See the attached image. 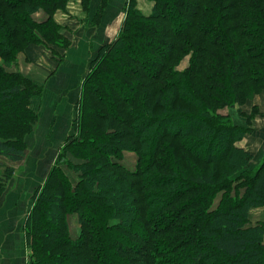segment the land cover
<instances>
[{
	"label": "trees",
	"instance_id": "16d2710c",
	"mask_svg": "<svg viewBox=\"0 0 264 264\" xmlns=\"http://www.w3.org/2000/svg\"><path fill=\"white\" fill-rule=\"evenodd\" d=\"M153 1L154 11L149 15L132 5L125 31L98 57L101 61L88 76L82 95L99 113L102 109L96 100L103 98L98 96H103L99 85L108 79L110 69L118 71L111 78L117 90H105L115 101L109 110L134 121L137 133L127 148L140 155L136 171L123 170L128 179L120 185L127 188L123 193L130 201L121 200L113 206L121 222L110 225L102 217L105 244L92 258L90 246L96 234L89 230H96L97 224L91 219V210L99 204L112 209L103 200L113 175L108 169L124 166L109 152L110 142L102 145L95 138L84 142L78 137L84 149L74 152L87 154L89 160L82 168L89 174L100 168L106 171L102 181L91 175L89 184L88 178L82 180V192L75 186L66 190L64 183L69 178L63 171L56 176L58 183L46 185L48 192L38 200L35 218L29 224L35 236H39L38 230L49 231L40 243L38 259L30 264H264V223L249 225L251 210L264 206V158L259 167H248L253 155L235 145L247 126L231 112L218 113L222 107L234 109L245 104L264 90V0ZM66 2L0 0V56L9 60L6 53L18 54L28 41L25 34L37 36L42 27L50 31L49 36L41 32L45 39L58 34L53 15ZM40 10L50 15L49 20L36 24L32 16ZM187 54H192L190 66L177 70L175 64ZM114 61L119 63L113 65ZM26 90L17 76L6 74L0 65V106ZM94 95L97 98L93 99ZM21 111L14 123V136L6 137L0 130V156L11 161L26 155L23 131L28 123L24 118L35 113L29 107ZM235 112L244 115L240 109ZM106 116L100 123L92 122L103 132L112 124ZM161 128L167 132L160 134ZM104 134L110 139L118 137L116 131ZM102 148L104 159L95 155V150ZM213 163L216 165L210 167ZM14 172L7 167L4 178L11 179ZM241 178H245L243 187L231 193V184ZM116 187L111 183L110 189ZM223 190V200L212 209L214 196ZM48 197L57 206L70 197L66 209L77 211L83 225L79 238L72 237L65 211L51 208L52 226L41 222L40 212ZM54 222L61 229L55 230ZM136 232L139 240L132 238ZM61 246L66 252L73 250L64 259L60 252L53 255Z\"/></svg>",
	"mask_w": 264,
	"mask_h": 264
},
{
	"label": "rangeland",
	"instance_id": "374dc122",
	"mask_svg": "<svg viewBox=\"0 0 264 264\" xmlns=\"http://www.w3.org/2000/svg\"><path fill=\"white\" fill-rule=\"evenodd\" d=\"M91 1L92 4L94 1V5L88 0H67L65 6L57 9L53 15V19L57 26L56 32H58V34H51L49 39H45L42 35L43 33L41 34L42 31L46 32L47 36L50 35L48 33L50 31L45 27H42L43 29L40 27L41 32L37 30V27L32 30L33 32L37 30V36L31 37L25 34L26 37H28V41L21 47L18 54L15 52L6 53L7 58L11 61V65L9 60L0 56V65L4 72L17 76L27 89L22 96H18L13 102L5 106H0L1 133L6 134V137L14 136V128H16L14 123L19 116H22V114H19L22 112V108L29 107L35 112L34 115H29V118H24V121L26 120L28 123L26 131H23L25 135L23 136V140L26 142V155L24 158L20 161H11L7 157L0 156V215H8V213L11 214L13 211L16 213L19 212V217H16L17 222L8 223V219L5 218V216L3 222H0L1 260L4 256L11 258V255L14 259H17V261L25 259V264H30L32 260L38 259L39 255L37 251L42 247H40V243L43 244L42 239L46 240L45 238L47 237L49 229L46 231L38 230L39 236H35L36 234L31 231V224H29V221L30 219L33 221L35 218L34 212L36 208L38 209V200L41 198L44 199L45 194L48 192V189L45 188L46 185L48 183L52 185L54 182L58 183L56 178V176H58L57 174L63 171V173H66L68 176L70 182L68 181V184L64 183V185L66 184L68 186L66 188L67 191L71 186H75L78 192H82L84 188L82 185H84V183L81 185V181L86 178L89 179L91 176H95L102 181V176H104L103 172H105L106 169L103 170V168H100L97 172H91V174H89L85 168H82V164L89 160L87 154H85V156H80L75 153L79 151L82 152L84 149L80 146L82 144L78 143L80 140L78 137H81L84 142L95 138L99 144L102 145H107L110 142L111 145H108L109 152H113L111 154L114 156V159L124 166V169H108L106 167L113 174L109 177L113 181L110 180L107 184V188L105 189L107 194L103 200L108 202L107 208L112 206V209L110 208L111 210H108L106 207L104 208L99 204V209L97 207L91 210V219L97 224L95 225L97 227L96 230L95 228H90L89 230L96 234L93 236V240H91L90 253L92 258L94 251L99 249L102 244H105V234L104 231H102L103 228L101 229V227L104 226L102 217H104L107 224L114 225L120 223L121 220L113 211V206H115L116 202L121 200L125 203L130 201L123 193L127 188H122L121 185L123 181L128 179L124 171L127 173L136 171L140 163L139 153L131 148H127L133 145L131 139H134V133H137V131H134L135 127L132 125L134 121L127 119V116L121 117L116 110L113 112L109 110L114 106L115 101H111L109 94L106 95L105 91L106 89H108V91L109 89L117 90L116 84L112 83L111 78L116 77L118 71L114 70L115 73L110 69L109 71L112 72V74H109V72L107 74L108 79L103 81L104 83H102V85H99V89H101L103 94V96L98 95L99 98L100 96L103 97L102 100L99 99L101 101L96 100V103L100 109H102L99 112L100 115L97 113V106L94 105V108L92 107L93 104L84 102L82 95L83 89L87 87L88 76L96 70L97 64L101 61L98 57L103 56L105 51L108 50V46L111 42L116 40L119 34L125 31V22L129 15V11H131L132 5L136 4V7L144 14L149 15L154 11L155 2L153 0ZM49 16L47 12L40 10L33 14L32 18H34L36 24H42V22L49 20ZM25 26L24 24L23 28L29 30L25 28ZM94 33L95 37L93 35ZM91 37L92 39L90 40ZM92 40H95L94 44H91ZM70 50L71 52L68 53ZM8 55L11 56L8 57ZM191 60L192 54L184 55L183 58L175 64L176 69L179 71L185 70L190 66ZM115 62L116 61L113 62V65L119 63L118 61V63ZM45 72L47 77H45ZM58 74H61V78L58 77ZM51 75H55V78H50ZM54 79L60 85L67 83L72 87L66 86L68 89L65 91V89L61 87L57 88L55 83L49 84L47 87L42 83ZM76 84L77 86H75ZM62 96L69 100L71 104L63 106L52 105V103L58 104L60 102H68L60 101L59 98ZM69 97L72 99H68ZM94 97L95 95L92 96L93 99ZM95 98H97V96ZM74 100H76L75 104L72 103ZM54 108L56 109L55 112L59 115L61 114V119L53 121L59 124L61 136L57 135L56 123H54L52 127L56 128V130L51 134L48 132L50 128L48 124L51 123L50 120L55 114ZM236 109L243 111L244 115L239 116L237 112H235ZM103 112L106 113L103 115H107L104 118L110 120L112 123L103 129L106 130L104 132L92 124L93 121L100 123L103 116L101 113ZM228 112H231L238 122L247 126L245 135L241 137L235 145L249 151L253 155L248 167H259L264 158V156L262 158L260 154L261 152L264 153V144L262 145L263 147L258 150V144L261 140L264 142V90L262 92H256L253 96L248 98L245 104H237L234 109L225 106L218 110V113L221 114H228ZM164 114L167 113L165 112ZM114 117L117 119H114ZM144 125H147V123H144ZM138 126L139 123L137 124V127ZM156 128L153 130H156ZM146 129L148 130L150 128ZM112 131H116L118 137L110 139L108 136H105V132L111 133ZM165 132L167 131L163 128L160 129V134ZM100 139H102L103 142ZM103 149L104 148H102L101 151L95 150V155L102 159L106 158L102 157L106 155ZM181 150L185 153L183 149ZM215 153L217 154V152ZM45 161H47L46 165L44 164ZM214 165H216V163L209 164L210 167ZM7 167H12L15 170L12 178L9 180L4 178V172ZM21 169L25 171L24 173L27 179L25 178V182L21 181L18 183L17 179ZM157 172L159 171H156V173ZM114 179L119 180L116 181ZM244 179L245 178H241L238 181L235 180L231 184V193H238L239 188L243 187L241 182ZM90 180L91 179L87 180L88 184ZM26 182L31 185L29 186ZM111 183L117 186L116 190H118V188L119 190L110 189ZM94 188L98 190V185L94 186ZM224 192V190L219 191L214 196L211 206L212 209L220 205L224 198ZM69 200L70 197L64 199L62 205L60 204L57 206L56 203L52 201V198L48 197V200H45V210H41L40 212L42 213L40 215V220L47 227L48 224L52 226V222L49 220L50 216L48 215L50 209L54 208L59 209L61 212L65 211V213H67L72 237L79 238L83 225L77 211H68L70 209H66ZM259 208L260 207L251 210L249 225H254L259 222L264 223V206H261V210ZM195 219L198 220L200 217ZM53 226L55 230L61 229V225L57 222H54ZM127 234L130 235L129 233ZM39 238L42 242H40ZM132 238L134 240H139L140 236H138L136 232L132 235ZM60 239L57 241H60ZM58 247L55 253L52 254L55 255L60 252L63 259L65 255H69L73 251L71 249V251H67V253L66 247ZM49 254L51 255V250ZM109 262L110 261L107 263Z\"/></svg>",
	"mask_w": 264,
	"mask_h": 264
},
{
	"label": "crops",
	"instance_id": "0c3cea01",
	"mask_svg": "<svg viewBox=\"0 0 264 264\" xmlns=\"http://www.w3.org/2000/svg\"><path fill=\"white\" fill-rule=\"evenodd\" d=\"M89 2H91V4H92V1L91 0H88ZM90 4V5H91ZM92 5H94V1H93V4ZM94 35V37H95V33L93 34ZM92 39V37L90 38V40ZM95 43V40H92L91 41V44H94ZM71 52V50L68 52V53H70ZM47 72V71H46ZM46 72H45V77H47V75H46ZM52 77H54L55 78V75H51L50 76V78H52ZM58 77L59 78H61V74H58ZM43 80V79H42ZM43 83V85H45V87H47L49 84H53V83H55L56 85H57V88H62V89H65V91H67V87L66 86H68V87H72L71 85H68L67 83H65V84H63V85H60L58 82H56V80L54 79V80H48L47 82H42ZM78 84V83H77ZM77 84L75 85V86H77ZM68 99H72L71 97H69ZM47 100H49V99H47ZM59 100L60 101H68V102H60V103H58V104H56V103H52V105H55V106H63V105H70L71 104V102L69 101V100H67L65 97H61V98H59ZM75 102H76V100H74L72 103L73 104H75ZM56 111V109L54 108V116H52V118H51V123H49L48 124V127L50 126V128H49V133L51 134L54 130H56V128H52L53 127V124L54 123H56L57 124V135L58 136H61L62 134H61V132H59L60 131V127H59V124L57 123V122H53L54 120L55 121H58L59 119H61V114L59 115L57 112H55ZM264 144V142H263V140H261V142L258 144V150H260L261 149V147H263L262 145ZM261 154V156H262V158H263V156H264V153L263 152H261L260 153ZM47 160V159H46ZM46 162L47 161H45V165H46ZM29 170V169H28ZM25 171L23 170V169H21V171L19 172V176H18V179H17V182L18 183H20L21 181L22 182H25L24 180H25V178L27 179V176L25 175V173H24ZM27 182H29V181H27ZM26 182V183H27ZM29 186L31 185L30 183H27ZM260 210H261V207L259 208ZM258 209V210H259ZM5 216V218H7L8 219V223H13V222H17L16 221V217H19V212L18 213H16V212H12L11 214L10 213H8V215H4ZM4 216L3 215H0V222H3V220H4ZM20 221V220H19ZM19 223V222H18ZM2 232H4V231H2ZM1 250V249H0ZM0 254L2 255V252L0 251ZM0 255V257H2ZM10 257L11 258H8V256H4V258H2V260L0 259V264H25V262H26V260L25 259H21V260H19V261H17V259H14V257H12L11 255H10Z\"/></svg>",
	"mask_w": 264,
	"mask_h": 264
}]
</instances>
